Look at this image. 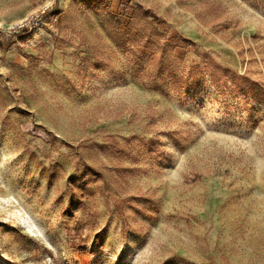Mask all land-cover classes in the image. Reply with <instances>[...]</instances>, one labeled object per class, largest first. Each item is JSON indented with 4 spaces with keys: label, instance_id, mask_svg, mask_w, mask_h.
I'll return each mask as SVG.
<instances>
[{
    "label": "rangeland",
    "instance_id": "1",
    "mask_svg": "<svg viewBox=\"0 0 264 264\" xmlns=\"http://www.w3.org/2000/svg\"><path fill=\"white\" fill-rule=\"evenodd\" d=\"M0 264H264V0H0Z\"/></svg>",
    "mask_w": 264,
    "mask_h": 264
}]
</instances>
